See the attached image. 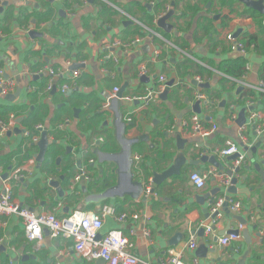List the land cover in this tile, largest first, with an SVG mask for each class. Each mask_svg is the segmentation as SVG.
<instances>
[{
    "label": "crops",
    "instance_id": "crops-1",
    "mask_svg": "<svg viewBox=\"0 0 264 264\" xmlns=\"http://www.w3.org/2000/svg\"><path fill=\"white\" fill-rule=\"evenodd\" d=\"M88 1L1 0L0 71L14 80L16 89L11 95L16 91L19 95L12 102L0 96V107L11 109L0 122L13 116L12 130L0 131V192L3 176L25 167L21 180L11 182L12 198L19 206L62 218L76 211L97 213L102 205H110L128 218L118 222L105 217L100 235L121 231L133 243L131 253L151 264L165 261L170 249L180 252L185 264H195L194 260L196 264H228L226 258L231 255L232 264L243 260L244 264H264V187L257 173L264 171V136L254 132L264 116V93L257 91L260 85L264 87V17L237 0H94L91 5ZM260 1L264 7V0ZM165 5L169 9L162 13ZM161 20L166 27L159 26ZM30 31L42 37L31 38ZM150 31L159 36L152 43ZM228 35L244 44V53L231 49ZM138 38L141 41L129 49L111 47L114 42ZM158 47L161 55L154 60L153 51ZM239 59L244 62V72L234 79L225 70L232 66L236 72ZM45 68L80 73L66 94L59 87L46 93L47 77L38 74ZM160 76L167 83L173 81L164 99L158 96L147 105L126 100L155 89ZM243 76L242 84L236 82ZM195 78L201 82L196 83ZM114 88L124 89L118 101ZM197 92L207 101L194 109ZM244 92L252 97H243ZM249 108L258 115L251 124ZM242 110L245 122L239 125ZM193 115L204 128L214 125L216 129L206 137H192ZM36 125L42 126L48 140L41 163L36 161L37 144L24 135L28 132L40 138L41 133L29 130ZM243 126L246 129L239 132ZM15 130L19 132L13 133ZM177 135L186 141L182 150L176 149ZM143 136L145 141L137 140ZM228 140L244 158L237 173L233 171L237 156H228L232 157L228 160L219 155ZM127 150L132 181L142 187L154 174L172 169L176 159L181 163L176 173L152 186L154 192L145 201L142 193L132 199L129 194L136 188L125 174ZM204 156L216 157L223 170L201 162ZM29 161L31 172L27 170ZM80 169L90 179L74 184ZM208 171L214 172L196 190L190 173ZM233 178L236 193L230 195L226 190ZM227 180L228 185H223ZM51 182L58 183L61 193ZM210 193L214 202L228 197L240 209L229 212L228 217L221 212L212 227L213 236L207 237L199 234V222L209 219L203 211L213 205L198 200ZM133 214L137 220L130 218ZM0 220V247L5 249L0 251V264H104L82 260L71 240L52 239L47 232L39 245L27 241L16 216ZM228 224L230 231L241 226L248 243L240 233V240L219 246L214 239ZM176 235L182 238L173 239ZM191 237L197 244L194 250L187 247Z\"/></svg>",
    "mask_w": 264,
    "mask_h": 264
},
{
    "label": "built area",
    "instance_id": "built-area-1",
    "mask_svg": "<svg viewBox=\"0 0 264 264\" xmlns=\"http://www.w3.org/2000/svg\"><path fill=\"white\" fill-rule=\"evenodd\" d=\"M1 6V0H0ZM169 9L168 5L164 6L163 12ZM162 16V15H161ZM159 15V17H161ZM159 37L156 33L149 32V40L152 43V39ZM227 41L232 45V50H238L241 53H244V45L240 42L234 40L231 35H228ZM141 40L133 39L128 42H114L111 47L113 48H122L129 49L132 46L138 44ZM162 49L158 47L153 51L152 58L154 60L159 59ZM109 55L106 56V60L110 59ZM115 61V59L113 58ZM246 70H248V65H246ZM142 74L144 73V68H141ZM79 71L66 72L59 69L45 68L39 71L38 74H44L47 77L45 84V92L49 93L59 87V92L61 94H66L70 89L75 85V81L79 76ZM244 76L236 81L239 84L244 82ZM57 81H61L60 86H58ZM196 83H200L199 78H195ZM159 84L155 89H146L143 97H128V101H142L144 105L149 104L156 97L160 96L162 93L167 91V82L164 76L158 78ZM16 85L14 80L11 78L3 77V73L0 71V96L4 97L14 93ZM118 88L113 89V96L118 93ZM257 91L264 93L263 85H260L257 88ZM196 100L200 102H206L207 98L197 92L195 94ZM256 112H250L248 116V123L251 124L257 118ZM126 121L129 122V118H126ZM191 123V132L192 137H206L213 133L216 127L213 125L210 128H204L201 120L193 115L190 118ZM13 128V116H9V120L6 123L0 122V131L1 133H8ZM246 129V126H243L239 132H242ZM34 132L42 134V126L36 125L34 127ZM254 132L257 137L264 136V116L260 118L259 123L255 125ZM25 136L29 135L31 143L36 145L40 138L39 135H31L28 132L24 133ZM242 142L245 141V137L240 138ZM219 155L223 158L228 156H237L235 158L234 164L236 168L243 162V156L238 152V148L235 143L228 140L225 142L224 147L219 151ZM135 160H138V157H134ZM28 172H31V167L33 165L32 161H29ZM234 168L233 171L236 169ZM26 170L25 167L15 169L12 171L6 178L2 181V188L0 192V219L6 216H16L18 217L23 225L24 234L27 241L39 245L42 241L44 232L52 239L64 238L66 240H71L73 242V250L75 254L87 262L102 260L104 264H151L145 260H142L131 253L133 248V243L131 240L126 237L121 231L113 230L109 231L104 235H100V230L102 228L103 220L107 216L115 218L118 222H125L128 216L124 213L117 214L114 207L104 204L101 206L97 213H83V212H73L65 217L58 218L53 213H38L35 214L33 211L28 208L19 206L12 198V184L13 181L21 180V172ZM209 173H196L192 172L189 175V180L196 190H201L207 179V174H211L214 171H208ZM217 174L215 173V176ZM90 178L85 170L80 169L73 178V183L77 184L80 182L88 181ZM228 180L223 183V185H228ZM152 180H149V183L143 187L142 195L144 200L152 195ZM225 202V198H220L214 202L213 206L210 209V214L215 213ZM228 211L235 212L240 209V205L237 202H234L232 199L227 198ZM130 218L137 220V214L130 215ZM220 216H217L214 219H207L206 221H200L199 225L204 230V235L209 237L213 236V226L219 221ZM1 221V220H0ZM242 228L239 226L238 231L241 232ZM135 231L131 230L130 235H134ZM240 234V233H239ZM225 235L217 239V243L221 247H226L232 241L240 240V235ZM145 237H148L147 232H143ZM187 247L190 250H194L197 247L195 238L191 237ZM168 258L161 262L160 264H185L181 260V253L170 249L168 251ZM196 264V260H194ZM6 264H11L8 262Z\"/></svg>",
    "mask_w": 264,
    "mask_h": 264
},
{
    "label": "water",
    "instance_id": "water-1",
    "mask_svg": "<svg viewBox=\"0 0 264 264\" xmlns=\"http://www.w3.org/2000/svg\"><path fill=\"white\" fill-rule=\"evenodd\" d=\"M237 1L240 2L241 4L245 5L249 9H252V10L256 11L257 13H259L260 15H262L264 17V7H263L262 2L260 0L259 1H253V0H237ZM93 2H94V0H89L88 1V4L91 5V4H93ZM159 26L160 27H162V26L166 27L164 25V21L163 20H161L159 22ZM28 36L31 37V38H41L42 37V35L36 33L35 31H30L28 33ZM74 67H72V68H74ZM172 86H173V81H170V82L167 83V87L168 88H172ZM239 89H241V87ZM123 90L124 89H122V88L119 89L118 93L116 94L117 101L122 98ZM52 92H54V90ZM166 94H167V91H165L164 93H162L159 96V98L160 99H164V97H166ZM18 95L19 94L16 91L14 95H11L10 94V95L4 96L3 99L6 100V101H11L12 102L15 98L18 97ZM196 108L199 109V102L198 101L194 105V109H196ZM248 111H251L252 112L253 109L252 108H249ZM196 113H199V111H196ZM238 117H239V121H238L239 123L238 124L240 125V124L244 123L245 122V110H242L240 112V114H239ZM18 122H20V121H17V123ZM18 132H19L18 130L13 131V133H18ZM145 139H146V137L143 136V137H139L137 140L138 141H145ZM175 140H176V149L177 150H182L184 148L183 145H185L186 141L182 140L181 137H180V135H177L175 137ZM260 142H263V140H261ZM47 147H48L47 135H46V133L43 132L41 134V137H40L39 142L37 143L38 153L36 155V161L38 163H41L43 161V158H44V155L46 153ZM68 150H69V153H70V149L69 148L67 149V151ZM126 155H127V166H126L125 174H126V176H128V181L133 185V187L136 188V192H133V193L129 194V197L132 198V199H135V198H138L140 196V194L143 192V187H142L141 183H139V182H133L132 181V174L130 173V166L131 165H130V161H129L130 160L129 158H130L131 155H130V151L129 150H127V154ZM232 157H233V159L235 158V156H232ZM232 157H227V159L229 160ZM200 161L201 162H207V163L213 165L214 167L218 168L220 171L223 170L222 167L219 165L216 157H214V156H211V157H207V156L201 157L200 158ZM175 162H176L175 163V166H173L172 169L167 170L166 172L162 173L161 175L154 174L153 175V178H152V184L153 185H158L161 182H163L170 173L171 174L176 173L177 168L179 167L181 161L179 159H176ZM197 163H199V161L198 162H195V164H197ZM238 170H239V168H236L234 170V172L237 173ZM257 173L260 176V186H263L264 187V171H257ZM5 178H6V175L3 176V179H5ZM236 181L237 180L235 178H233L230 181L231 185L226 190L227 194L233 195V194L236 193V188H235ZM51 185H52V187L56 188L59 193H61L60 189L58 188V183L51 182ZM216 190H217L216 191L217 193L220 192V189L219 188L216 189ZM153 192L154 191L152 189V193L151 194H153ZM213 195L214 194H211L210 193V196L209 195H206L205 197L199 199L198 201L201 202L203 200H209V205H213V203H214V199H213L214 196ZM227 198L228 197L225 198V202L223 203V205L215 213L210 214L209 213L210 210L209 211L205 210V212L203 211L204 217L205 218L214 219L217 216H220L221 215V212L223 214H225L226 217H228L229 216V211H228ZM235 219L238 221V223L240 225H244V222L240 218H235ZM229 228H230V226L228 224L226 226V229L222 233H218L217 237H222V236L230 235V234L238 235L239 233H241V235L243 236L244 240H246V242L248 243V234H247L246 231H244V230L241 231V232H239L238 230L230 231ZM203 233H204V230L202 228L199 229V234H203ZM180 238H182L180 235H176L173 239H180ZM214 241H217V239L215 238ZM172 244H173V240H172ZM201 249L203 251H206L204 246H202ZM0 251H5L4 247H0ZM209 252H213V251H209ZM220 260L221 259L219 258L218 261H220ZM233 261H234V256L233 255H231L228 258H226V262H228V264H232ZM98 263H103V261L102 260H98ZM244 263H245V260L239 261L238 264H244Z\"/></svg>",
    "mask_w": 264,
    "mask_h": 264
},
{
    "label": "trees",
    "instance_id": "trees-1",
    "mask_svg": "<svg viewBox=\"0 0 264 264\" xmlns=\"http://www.w3.org/2000/svg\"><path fill=\"white\" fill-rule=\"evenodd\" d=\"M103 8H102V11H105L106 10V7L105 6H102ZM257 13V12H256ZM259 14V13H258ZM258 14H254L253 13V15H252V17H255V18H258ZM231 45V44H230ZM244 45V44H243ZM231 49H232V45H231ZM244 62L242 61V60H237V66H236V72H234V69H232V66H228L227 68H226V72L227 73H231L232 74V76L234 77V79H239L240 78V76L243 74V72H244ZM41 89H42V86H41ZM172 90H177L176 88H174V89H172ZM243 97H245V98H249V97H252V94L251 93H249V92H244V93H242L241 94ZM11 111V109H9V108H7V107H0V119H1V117H4V116H6L7 115V113L8 112H10ZM30 115H31V113H30ZM29 124H32V123H29ZM30 131H33V133H37V132H34V128L31 130V129H29Z\"/></svg>",
    "mask_w": 264,
    "mask_h": 264
}]
</instances>
